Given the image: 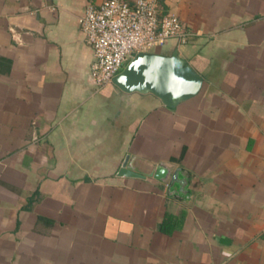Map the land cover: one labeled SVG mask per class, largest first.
<instances>
[{
	"label": "crops",
	"instance_id": "1",
	"mask_svg": "<svg viewBox=\"0 0 264 264\" xmlns=\"http://www.w3.org/2000/svg\"><path fill=\"white\" fill-rule=\"evenodd\" d=\"M100 1L0 0V264H264V0H160L174 107L91 81Z\"/></svg>",
	"mask_w": 264,
	"mask_h": 264
},
{
	"label": "built area",
	"instance_id": "2",
	"mask_svg": "<svg viewBox=\"0 0 264 264\" xmlns=\"http://www.w3.org/2000/svg\"><path fill=\"white\" fill-rule=\"evenodd\" d=\"M159 2L101 0L88 3L77 16L84 42L92 52L89 76L96 86L111 82L135 53L160 51L168 41L185 45L194 35L175 14L162 15Z\"/></svg>",
	"mask_w": 264,
	"mask_h": 264
},
{
	"label": "water",
	"instance_id": "3",
	"mask_svg": "<svg viewBox=\"0 0 264 264\" xmlns=\"http://www.w3.org/2000/svg\"><path fill=\"white\" fill-rule=\"evenodd\" d=\"M202 82V76L180 58L176 50L135 53L111 78V83L120 91L149 93L167 107L195 96ZM125 164L126 158L120 171H127Z\"/></svg>",
	"mask_w": 264,
	"mask_h": 264
},
{
	"label": "trees",
	"instance_id": "4",
	"mask_svg": "<svg viewBox=\"0 0 264 264\" xmlns=\"http://www.w3.org/2000/svg\"><path fill=\"white\" fill-rule=\"evenodd\" d=\"M169 42V41H168ZM159 52H161V51H159ZM171 51H162L161 53H170ZM160 228L162 229V230H164V227H163V222H162V224H160ZM165 231V230H164Z\"/></svg>",
	"mask_w": 264,
	"mask_h": 264
},
{
	"label": "rangeland",
	"instance_id": "5",
	"mask_svg": "<svg viewBox=\"0 0 264 264\" xmlns=\"http://www.w3.org/2000/svg\"><path fill=\"white\" fill-rule=\"evenodd\" d=\"M153 52H158L159 50L156 48V49H153L152 50ZM160 51L162 52V51H164V47H162L161 49H160ZM122 69V68H121Z\"/></svg>",
	"mask_w": 264,
	"mask_h": 264
}]
</instances>
